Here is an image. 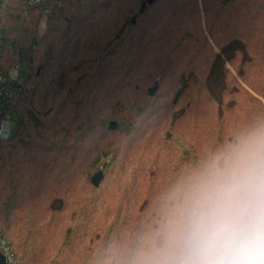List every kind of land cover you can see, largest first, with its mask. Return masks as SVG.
I'll return each mask as SVG.
<instances>
[{
    "label": "trees",
    "instance_id": "obj_1",
    "mask_svg": "<svg viewBox=\"0 0 264 264\" xmlns=\"http://www.w3.org/2000/svg\"><path fill=\"white\" fill-rule=\"evenodd\" d=\"M0 23L14 264H141L212 159L264 127V0H1Z\"/></svg>",
    "mask_w": 264,
    "mask_h": 264
},
{
    "label": "clouds",
    "instance_id": "obj_2",
    "mask_svg": "<svg viewBox=\"0 0 264 264\" xmlns=\"http://www.w3.org/2000/svg\"><path fill=\"white\" fill-rule=\"evenodd\" d=\"M141 264H264V127L212 159Z\"/></svg>",
    "mask_w": 264,
    "mask_h": 264
},
{
    "label": "built area",
    "instance_id": "obj_3",
    "mask_svg": "<svg viewBox=\"0 0 264 264\" xmlns=\"http://www.w3.org/2000/svg\"><path fill=\"white\" fill-rule=\"evenodd\" d=\"M43 2L44 0H28V4L33 7ZM1 27L0 23V48L3 46ZM13 87V83L7 77L0 75V141L8 140L12 136L15 127V116L7 109L10 107L9 102L13 95ZM0 251L6 257L8 264H14L9 243L1 234Z\"/></svg>",
    "mask_w": 264,
    "mask_h": 264
},
{
    "label": "water",
    "instance_id": "obj_4",
    "mask_svg": "<svg viewBox=\"0 0 264 264\" xmlns=\"http://www.w3.org/2000/svg\"><path fill=\"white\" fill-rule=\"evenodd\" d=\"M147 2L150 4V3H152V0H147ZM157 90H158V85L156 84L152 88H150V91H149L150 96H154L156 94ZM116 128H117V123L114 121L110 122L109 129L115 130ZM102 178H103V173H101V172L97 173L93 179L94 185L99 186ZM0 264H8L6 257L1 253V251H0Z\"/></svg>",
    "mask_w": 264,
    "mask_h": 264
},
{
    "label": "rangeland",
    "instance_id": "obj_5",
    "mask_svg": "<svg viewBox=\"0 0 264 264\" xmlns=\"http://www.w3.org/2000/svg\"><path fill=\"white\" fill-rule=\"evenodd\" d=\"M13 127H14V123H13Z\"/></svg>",
    "mask_w": 264,
    "mask_h": 264
}]
</instances>
